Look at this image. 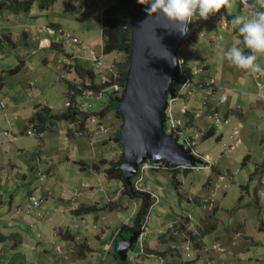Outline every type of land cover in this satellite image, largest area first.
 <instances>
[{
  "label": "rangeland",
  "instance_id": "rangeland-1",
  "mask_svg": "<svg viewBox=\"0 0 264 264\" xmlns=\"http://www.w3.org/2000/svg\"><path fill=\"white\" fill-rule=\"evenodd\" d=\"M109 2L112 3V0H54L49 8L41 10L37 1H34L28 12H1L0 77H3L1 81H5V87L0 91V101L5 103L3 110L0 105L2 129L9 132L14 125L16 128L22 126L33 113V106L39 102L47 103L52 113L65 110V104L70 100V92L60 75H65L71 82L80 83L73 72L64 70L62 62L64 59L66 62L71 59L65 53L70 56L77 55L79 63L84 67L93 65L92 59L95 58L93 67L97 74L108 78L116 75L115 63L124 60L125 53H102L101 11ZM232 4V16L249 19L254 11L248 5L249 2L242 4L243 11H240L237 0H232ZM219 14L220 19L222 16H229L227 9H222ZM210 17L208 20L198 19L201 25L193 36L195 41L189 42L190 45L184 50L192 70L193 86L195 90H201L202 82L209 77L216 78L222 86L214 97L219 100L224 92L223 88L230 89L228 85L243 76L246 82H243V87H237V96L232 97L227 93V99L219 102L218 109L222 114L226 109H235L238 106L243 108L244 115L248 118L244 120L245 124L241 123L242 119L239 120L235 128L229 127L230 125L221 127L226 123L221 116L217 121L214 120V125L217 124L219 128L216 134L218 139L215 136L203 139V135H199L200 141H196L195 151L200 154L194 157L202 162L194 165V171L183 174L184 165L171 163L180 171L176 176L180 183L178 189L171 182L170 169L164 168L163 163L156 161L155 167L147 168L145 173L142 170L141 178L133 188L144 191L140 184L148 178L155 191H145L149 193L150 200L154 199L156 202L158 199V204L151 207V203V208H148L141 221L140 230L136 229L132 235L129 229L123 230V235L128 237L124 239L131 237L129 255L132 260L139 258V252L145 253V247H150L161 256H167L166 264L180 261L186 264H205L206 261L210 264H264V179L263 182L258 179L255 188L253 182L249 194H241L240 190L250 174L254 175L257 165L264 162V103L248 96L239 101L244 90L260 89L259 85L264 84V76L250 81L249 75L241 70L237 72L234 67L229 66L222 58V50H227L234 44L244 50L243 44L239 43L241 38L238 31L236 33L233 28H227L225 23L217 24ZM26 19H29V24L35 25L28 27ZM50 22L59 23L63 31L75 35L79 46L65 43L67 40L65 41L63 35L50 31L44 25ZM210 22L214 23L213 30L202 32L204 30L201 28ZM52 41L62 42L63 51L50 49ZM43 58L48 62L44 63ZM203 62L210 64L211 69L208 72L203 70ZM257 62L264 67V56L258 57ZM19 64L20 69L12 73L11 69ZM224 64L231 71L229 78H226L224 72H220ZM250 95L254 97L253 91ZM81 96V99L76 100L84 104L78 111L86 107L84 97L93 96L97 107L102 106L103 101L106 102V99H97L98 95L94 93L90 95L83 91ZM12 98L18 100L15 101L17 104L12 103ZM202 98L196 97L195 101L201 102ZM248 100L252 103L249 104ZM255 101L261 103L262 107H254ZM176 105L188 108L187 99L182 92L168 97V118ZM90 111L91 109H86L85 125L81 132L74 131L73 138H66L64 121H60L55 129L44 132V143L35 136L28 137L30 140L36 139V142L33 143L31 152L20 155L19 172L32 177L28 165H31L32 159H38L39 166L47 172L48 177L53 178L56 186L51 189L53 195L45 205L41 203L38 208L40 211L45 208L42 220L32 218L31 213L34 210L29 214L22 211L25 202L12 208L11 214H23L29 224L22 232V244L20 243L18 250L8 247L13 240H17L15 238L0 243V264H110V257L106 255L109 238L122 225H133V216L139 201L129 199L122 193V184L107 179L103 172L93 167L95 163L98 168L104 165L105 162L100 159L102 157L114 162L122 154L114 142L115 130L121 123L120 117L111 111L102 115ZM96 116L100 117L101 122ZM184 117L185 114H182V118L177 117V124L172 128L177 129V132L179 130L181 135L176 141L188 149L185 142L192 147L194 139L186 132L190 128L187 123L185 125ZM92 123L98 125L94 126ZM75 127H79V124H75ZM221 131L223 134H220ZM1 134L6 135L0 137L3 143L7 140L4 139L7 138V133L2 131ZM203 148H206L209 157L204 156ZM101 152L104 153L102 157L99 156ZM74 160H82L88 166L81 170L80 164L74 163ZM0 161H4L1 156ZM170 162L167 160V163ZM83 177L87 179L84 183ZM258 178L262 179L261 172ZM1 185L2 183L0 193L3 191ZM63 187L65 198L73 200L66 206L65 211L60 207L61 201L57 197ZM51 190L49 189L50 192ZM87 202L98 205L112 203L114 208L102 210L96 220L93 213L85 214L83 220L81 217L71 219L70 212L79 204ZM12 217L10 212L7 217L0 213V231H13L10 226ZM181 219L185 220L184 227L180 226ZM51 221H54V227L44 223ZM59 221L62 223L56 225ZM73 222L76 223L74 226ZM6 223L10 228L3 226ZM68 224L73 233L81 232L78 240L81 242L78 243L85 242L92 249L85 257L76 258V250L72 248L71 241H64L58 236V231ZM206 228L211 230L205 232ZM40 230H45L44 233L47 234L52 232V238L44 237ZM136 231L138 234H135ZM37 233L40 234L38 237ZM216 236H221V241H217L214 238ZM85 238L87 241H84ZM202 245L207 246V252ZM146 256V259L149 258V254ZM144 263L156 264V260L152 258L144 260Z\"/></svg>",
  "mask_w": 264,
  "mask_h": 264
},
{
  "label": "trees",
  "instance_id": "trees-1",
  "mask_svg": "<svg viewBox=\"0 0 264 264\" xmlns=\"http://www.w3.org/2000/svg\"><path fill=\"white\" fill-rule=\"evenodd\" d=\"M34 1H37L38 6L41 10H45L50 7V5L53 4L54 0H0V14L1 12L5 10L12 11L13 13H18V12H28L30 10V7L32 6V3ZM241 3L240 0H237ZM249 5H251L254 2V0H248ZM242 4V3H241ZM149 5H141L138 3V0H112V3L108 4L105 6L102 11H101V38H102V53L103 54H108L113 51L117 52H122L125 53V59L119 62H116L115 69L117 70L116 72V77L113 78L111 75L109 79H106L104 82H101L100 76L95 72L94 65H90L89 67H84L81 63H79V58L77 55L70 56L68 53H65V55L68 57H71V59H67V62L64 61L63 63V68L67 72H73L75 78H78L80 80V83L76 82H71L65 75H60V79L65 80L66 82V89L68 92H70V100L69 105L65 104V110L60 112V113H52L51 107L48 106L47 103L42 104L38 103L33 106V113L31 114L27 125L23 127L21 130V133H18L14 131V127H11L9 132H7L6 129L0 128V133L4 131L7 133V138L11 139H16L17 136L24 135V136H35L38 139L41 138L42 133L48 130H53L56 127L59 126L60 121H64V127L66 129V138H73L74 137V131L81 132L82 126L85 125V117L87 112L86 109H91L90 112H93L94 114L97 115H102L108 112H115V107L117 106V101L122 98V90L125 82V75L128 67V62H127V57H128V51L130 49V33L128 28L125 26L126 22H131L135 19L137 14L141 13L142 11H145V8L148 7ZM219 13H216L210 19H214L217 24L225 23L228 27L232 26L230 21L232 19V15L229 16H222L221 19L219 18ZM200 22L198 19H194L192 23V29L188 31V33L183 36L182 41L179 43L177 49H176V54L178 57V65L176 66L174 75L178 77V80L173 82V87L176 93L182 92L183 95H185L186 99L188 98L189 91L192 90L193 86V74L192 70H190V67L188 66L187 62V55H185L184 50H186V46L190 45L189 42L195 41L193 39V36L197 33V30L199 29ZM47 27H49L50 30L57 31L61 35H63L64 29L60 26L59 23L57 22H50L47 24ZM63 29V30H62ZM201 30H204L202 27ZM233 31L237 33V30L233 28ZM201 32V31H200ZM202 32H205L202 31ZM67 33V32H66ZM71 36L75 35L69 34ZM65 37V35H63ZM239 36V33H238ZM65 37V41H66ZM239 38L242 39V37L239 36ZM65 43H74L77 46H79L78 42H73L69 40L68 42L66 41ZM76 46V47H77ZM63 43L62 42H57V41H52L50 43V49L52 50H57V51H63L62 49ZM184 47V48H183ZM183 48V49H182ZM182 49V50H181ZM193 50V49H192ZM245 53L247 54V49L244 48ZM188 54V51L186 52ZM44 63H47L48 60L46 58H43L42 60ZM20 69V64L15 67L14 69H11V72L14 73L16 70ZM3 77H0V91L4 89L5 87V81H1ZM87 81H90L88 84ZM117 83L119 85V91L114 89L113 84ZM185 83H188V87L185 88L184 90H180L182 85H185ZM201 88H205L207 90L209 89H215L217 86L214 84V80L210 78L208 81L204 83V85L200 86ZM86 89H90L95 95L97 93L101 94L97 99H106V102H102V106L97 107V102L95 101L96 99L93 96H89L87 98H83V102L86 103V107L78 111L79 106H81L82 102L76 99H81L83 95V91ZM209 92V91H207ZM1 93V92H0ZM104 93H109L110 96L107 98L104 96ZM193 93V92H191ZM225 93V92H224ZM227 94V93H225ZM78 96V97H77ZM227 97L224 99L226 100ZM177 103L178 101L175 100ZM5 104V103H4ZM3 102L0 101L1 109L3 110ZM183 108L182 105H176L172 109V113L170 114V118L175 122L178 118H182V114H185V117L183 119L186 120V123L188 126H192L193 124V119H194V111H190L189 108L186 109V112H183L181 110ZM6 110V109H5ZM215 108L213 109V113L215 112ZM228 113V112H227ZM225 113V115H227ZM115 114H117L115 112ZM118 116V115H117ZM99 122H101L100 117L96 116ZM170 119L166 121L167 125L169 126ZM75 124H79V127H75ZM94 126H97L98 124L92 123ZM16 128V127H15ZM100 129V127H98ZM166 129V126L164 127ZM215 126L211 125L209 126L203 135V139H206L211 136H215ZM31 131V133H29ZM118 134L119 130L118 128L115 130V135H114V142L115 145L118 147V149L121 150L122 152V147L119 144L118 140ZM0 137H6L5 134H1ZM215 138L218 139V135L215 136ZM193 148H195V145H193ZM78 155V153H77ZM102 155L99 156H103ZM33 158V157H32ZM102 161H104V165L99 166V168L96 166V163L93 165L95 170L101 171L105 174V177L109 180H116L117 184H122L123 191L122 193L127 196L129 199L133 201H139L138 202V208L136 209V212L133 216V221H132V226L129 225H122L119 230H116L114 234L109 238L108 243L112 247L111 253L113 254V257L116 259V243L115 241H118L119 238H128L123 235V230L129 229L132 232H134L136 229L140 230V225L143 217L145 216L148 208H151L152 206L158 204V199L156 202H154V199L150 200L149 193L145 190H150L152 186L148 182V178L144 179L141 184V187L145 189L144 191L142 190H136L133 188V190H130V186L127 183L126 178L124 177L121 168L119 167L121 164L122 160V154L120 153L119 158L117 161H110L106 160L104 157L100 158ZM6 160V159H5ZM150 160V159H149ZM151 161V160H150ZM74 163L80 164V169L85 170L88 164H86L82 160H74ZM153 162V161H152ZM159 162L163 163L165 166L164 168L170 169V177H171V182L175 183L174 188L178 189L179 188V181L176 178L177 174L180 172L179 169L173 167L171 163H167V160H159ZM264 163V162H263ZM262 163V164H263ZM261 164V165H262ZM258 166L256 167L255 172L253 173L254 175L250 174L249 179L245 184H242L240 186L241 194H249L250 187L254 180H260L261 178H258L259 172H261V176L264 175V166ZM92 166V165H90ZM28 168L31 170L32 177H28V182H32V187L26 191L22 192V195L20 198L24 197V202L25 201H31L32 199H35V197L45 205L47 199H49L52 196V193L49 191V188L46 187V182L48 181L47 179L49 178L47 172L43 170L39 164H38V159L33 160L31 165H28ZM175 170V171H172ZM192 171V168H185L183 169L182 173L187 174ZM136 174V173H135ZM134 174V175H135ZM133 175V176H134ZM132 176V177H133ZM173 176V177H172ZM48 177V178H47ZM131 177V179H132ZM257 185V182L254 185ZM24 188V187H23ZM37 189H40L41 191L39 192ZM154 190V189H151ZM155 191V190H154ZM157 198V197H156ZM151 203L153 205H151ZM151 205V207H150ZM18 205L14 206L13 208H16ZM114 208V204L112 203H105V205H98L96 203H88V204H80L79 206H76L70 213L71 219H74L77 217L79 219L83 220V217L87 213H93L95 220L101 215V211L105 210H110ZM45 209V208H44ZM44 209L41 211V216L42 218H39V220H42L44 217ZM13 215V214H12ZM84 222H82L83 224ZM181 224V227H184L185 220L181 219L179 221ZM76 223L73 222V226ZM260 229H263L260 227ZM211 229L206 228L205 232L210 231ZM81 235L80 231H77L76 233H73L70 228L69 224L65 226L63 230L58 231V236L63 239L64 241L70 240L72 243V248H74V251L76 250V253H74L76 258H80V256L85 257L87 255V252L91 251L92 249L87 246L85 242L78 243L81 241L79 240V236ZM130 235V236H131ZM17 240H13V239ZM13 240L11 246L12 248H15L17 245H19L22 241L21 234L18 232H3L0 231V243L2 242H7V241ZM87 241V239L85 238ZM84 240V241H85ZM131 249L129 248L126 252V260L125 264H147L144 263L145 258L147 257L146 255L148 254H158L155 251H153L152 248L145 247V253H140L139 252V258H135L134 260L130 259L129 252ZM137 255V254H136ZM161 254H158V256ZM150 256V255H149ZM118 261V260H117ZM119 263V261H118ZM185 262L181 263L184 264ZM117 264V263H116ZM165 264V261L164 263Z\"/></svg>",
  "mask_w": 264,
  "mask_h": 264
},
{
  "label": "water",
  "instance_id": "water-1",
  "mask_svg": "<svg viewBox=\"0 0 264 264\" xmlns=\"http://www.w3.org/2000/svg\"><path fill=\"white\" fill-rule=\"evenodd\" d=\"M125 26L130 33L128 67L122 98L117 101L115 112L121 121L118 128L122 147L119 167L130 184L138 165L146 159L153 162L163 159L185 166L198 164L201 160L164 128L168 120V97L174 96L172 84L178 80L174 72L178 60L176 49L184 36L177 32L181 26L172 24L163 15L149 18L145 11ZM104 96L109 98L110 94L104 93ZM115 243L116 259L119 264H125L131 237Z\"/></svg>",
  "mask_w": 264,
  "mask_h": 264
},
{
  "label": "crops",
  "instance_id": "crops-1",
  "mask_svg": "<svg viewBox=\"0 0 264 264\" xmlns=\"http://www.w3.org/2000/svg\"><path fill=\"white\" fill-rule=\"evenodd\" d=\"M110 3L111 2L107 3L106 5H108ZM238 5H239L240 11H243L244 10V6H243L244 4L242 5L238 1ZM252 10H254V9H252ZM25 23L28 25V27H30L32 25H35V24H29V19H26ZM213 24H214L213 22L205 24L204 25V30L206 32L213 30V26H214ZM44 25H47V24H44ZM44 25H42V26H44ZM230 27L233 28L232 26H229L227 28H230ZM188 46H186L185 48H188ZM202 65H203V70L206 71V72H208L211 69V66H210V64L208 62H203ZM188 66H189V64H188ZM190 70H191V67H190ZM235 70L237 72H239L238 69L235 68ZM194 72H196L197 75H198V71L195 70ZM220 72H224L226 78H229V76L231 74V71L228 69L227 64H224L222 66ZM258 77H259V74H257V77H253V76L249 75L250 81H252V79L255 81V80H257ZM210 78H212L214 80V84L217 86V88L209 89V90H207L205 88H201V90H198L196 88V90H195L194 86H192L193 88H192L191 92H193V93H189L188 98H187V104H188L187 107L189 109H191L192 111H194V119H193L192 126H189L190 130L187 129L186 132L188 134L192 135V137H194V139L197 140V141H200L199 135L203 134L204 131L209 126H211V125L214 126V118L215 117L219 118V116H221V119H225L226 120V123H224L221 127H224L225 125H227V126L230 125L229 127H233V128L236 127V125L238 124L239 120L242 119L241 123L245 124L244 120L246 118H248V116L244 115L243 108L238 107V106L235 109H226V111L223 112L222 114L219 112L218 104L222 100V98H220L219 100H215L214 97H215L217 91L222 88V86H221V84L218 83L216 78L209 77L207 79L209 80ZM208 80H206V81H208ZM205 82H202L201 85H204ZM243 82H246L244 77L243 76L238 77V80L236 82H232L231 84L228 85L230 87V89H227L226 87L223 88L224 92L230 94L232 97L237 96V93H239L237 91V87H243L244 86ZM255 85H256V83H255ZM262 85H264V84H262ZM207 91H209V92H207ZM251 91H253L254 97H253V95H250ZM259 93H260V89H258V88H257V90H252V89L244 90V92L241 93V96H239V101L243 100L244 96H248L251 99H256V101L264 103V95H260ZM196 97H200V98L203 97L202 101L201 102H196L195 101ZM225 97H228L227 94H225ZM15 101H18V100H16V98H12V103L13 104H17ZM256 101L254 102L255 103L254 107H262V104L261 103H256ZM248 103L251 104L252 101L248 100ZM15 107H13V108H15ZM214 108L216 110L213 113L210 110H212ZM225 113H227V116L225 115ZM15 114H16V111H15ZM235 116H238V117H235ZM29 118L30 117H28L27 120L24 122V124L22 126L18 127V128H15V125L12 126V127H14L13 128L14 131H16L18 133H21V130L23 129L25 124L28 122ZM215 129H216L215 130V136H216V134H218L217 132H218L219 128L215 127ZM43 134L44 133H42L40 140H43V143H44L46 139H43V136H44ZM65 134H66V132H65ZM220 134H223V132L221 131ZM28 137L29 136H24V135L20 134V136H17L16 139L4 138V139H7V140L4 141L3 143L1 141L3 139L0 140V156L2 158H4V161H0V183H2L1 188L3 189V191L0 193V213L4 217H7L9 212H10V215H12L11 214L12 208L14 206L19 205V204L24 202V197L20 198V196L22 195V192L26 191V190H28V189H30L32 187V182L31 181H30V183L28 182L27 175L26 174H21L19 172V169L21 167V164L19 162L20 155L21 154H28L29 152H31L32 151V149H31L32 145H33V143L36 142V139L30 140V138H28ZM203 149L205 150L204 156H208L209 157V154H208L206 148H203ZM102 153L103 152H101L100 155H102ZM70 158L73 159V156H71ZM83 179H84V181H83V183H84L87 179H86V177H83ZM263 179H264V175L262 176V179H260V180L263 182ZM47 180H48L46 182V187L47 188H49L51 190L52 188H54L56 186L55 185L56 182L53 180V178L51 176ZM257 181L258 180H254V185H255V183ZM63 189H64V187L61 188V190L59 192V195L57 197L61 201L60 207H62L64 209V211H65L66 206L70 205L73 200L69 199L67 197L65 198L66 193L63 191ZM151 189H154V187H152ZM262 189H264V187ZM37 190L39 192L41 191L40 189H37ZM51 192H52V190H51ZM52 195H53V192H52ZM64 198H65V200H64ZM47 201H48V199H47ZM88 203L89 202H87L85 204H88ZM16 215L17 214L12 215L13 217L11 219L10 226H11L13 231H11V232H18V233L21 234V237H22V232L25 231V228H27V225L29 224V222L25 219V216L23 214L17 215V216ZM44 223L45 224H51L52 227H54L53 226L54 225V221L44 222ZM61 223L62 222L59 221L58 224H56V225H60ZM3 226L6 227V228H10L9 226H7V223L5 225H3ZM40 231L41 232L43 231L42 233H43L44 237H46L48 239L52 238V232L50 234H47V233H44L45 230H40ZM157 231L160 232L161 230H157ZM39 235H40L39 233L36 234L37 237ZM214 238L217 241H221V236H216ZM21 244L17 245L15 248H12L11 245H8V247H9V249L18 250V248H19V246ZM55 244H56V242H55ZM202 246H204L205 251L207 252V250H206L207 246L206 245H202ZM111 250H112V247L109 244V247H108V249L106 251V255H107V257H110L109 258V263L110 264L111 263L112 264H116L117 260L113 257V254L111 253ZM149 255H150L149 258H147V259L145 258V260H150V259L153 258V259L156 260V264L158 263V257H163L161 255L158 256V254H149ZM163 259H164L165 264H166L168 262L167 261V256L163 257ZM211 261H212V258H211ZM181 263H183V261H180L178 263H173V264H181ZM184 264H186V263H184ZM205 264H210V263L208 261H206Z\"/></svg>",
  "mask_w": 264,
  "mask_h": 264
},
{
  "label": "clouds",
  "instance_id": "clouds-1",
  "mask_svg": "<svg viewBox=\"0 0 264 264\" xmlns=\"http://www.w3.org/2000/svg\"><path fill=\"white\" fill-rule=\"evenodd\" d=\"M138 3L149 5L145 8L149 18L163 15L172 24L181 26L177 32L184 34V36L192 29L194 19L208 20L211 15L219 13L222 9H227L229 15H231L233 6L232 0H138ZM252 8L254 11L249 19H244L237 15L233 16L230 21L232 27L242 37L239 43H242L244 48L248 50L247 54L242 48L234 44L227 50H222V58L228 62L230 67L241 70L247 75L257 77V74L264 76V67L257 62L258 57L264 56V10H261L264 9V0H254ZM259 87V94L264 95V85H259ZM174 93H176L175 90ZM189 110L192 111L191 109ZM218 119L217 117L214 118L216 121ZM214 126L218 128L217 124ZM188 135L194 139L192 135ZM194 141L195 145L197 140L194 139ZM193 149L195 150V148ZM186 150L193 156L200 154L198 151L193 153L190 149ZM184 167L195 168L194 165H184ZM162 263H164L163 257H158L157 264Z\"/></svg>",
  "mask_w": 264,
  "mask_h": 264
},
{
  "label": "built area",
  "instance_id": "built-area-1",
  "mask_svg": "<svg viewBox=\"0 0 264 264\" xmlns=\"http://www.w3.org/2000/svg\"><path fill=\"white\" fill-rule=\"evenodd\" d=\"M241 1V3L242 4H247L248 3V0H240ZM50 30V29H49ZM51 31V30H50ZM63 35H65V37H67L66 38V40L67 41H69V40H71L72 41V39H73V41L74 42H77V40H76V38L74 37V36H71V35H69V33H66V32H63ZM95 58H93L92 59V62H93V65L95 66ZM178 62H180V61H178ZM99 76H100V78H101V82H104L106 79H109L108 77H106V76H104V75H102V74H98ZM116 77V75H113V78H115ZM88 82V84L90 83V81H87L86 80V83ZM188 83H185V85H182V87H181V89L180 90H184L185 88H187L188 87ZM113 86H114V89L115 90H118V88H119V85L117 84V83H114L113 84ZM84 92H86V93H88V94H90V95H92L93 94V92L90 90V89H86V90H84ZM102 92V91H101ZM101 92L100 93H97L96 95H98V97H99V95L101 94ZM103 93V92H102ZM226 97H225V94L222 96V99L224 100ZM82 104H84V103H82ZM82 104H81V106H82ZM86 104V103H85ZM66 105H69V101H67L66 102ZM81 106H79V109L81 108ZM181 110L183 111V112H186V108L185 107H183V108H181ZM172 113V111L170 112V114ZM169 119H170V122H169V126L167 125V123L165 124V126H166V131L168 132V133H170L174 138H179L181 135H180V132H179V130H178V132H177V129H174V128H172V127H174L176 124H177V120L174 122L170 117H169ZM29 133H31V131L29 132ZM194 143H195V141H193ZM187 145V146H186ZM185 146L188 148V149H191V151L193 152V153H196L195 152V150L193 149V146L191 147L189 144H187V142H185ZM156 165H155V163L153 162L152 164H147L145 167H143V168H151V167H155ZM142 168V169H143ZM39 207H41V202L35 197V199H32L31 201H25V203H24V205H23V207H22V211L24 212V213H26V214H29L32 210H34V212L33 213H31V216H32V218H34V219H39V218H41V211L40 210H38V208ZM175 232H177V231H175Z\"/></svg>",
  "mask_w": 264,
  "mask_h": 264
},
{
  "label": "flooded vegetation",
  "instance_id": "flooded-vegetation-1",
  "mask_svg": "<svg viewBox=\"0 0 264 264\" xmlns=\"http://www.w3.org/2000/svg\"><path fill=\"white\" fill-rule=\"evenodd\" d=\"M108 98V97H107ZM153 162L152 161H150L149 159H147V160H145V161H143L142 163H140L139 165H138V168H137V170H136V174L132 177V179H131V183L130 184H128L130 187L129 188H133L134 187V185H135V183L136 182H138L139 180H140V178H141V174H142V170L144 169V173L147 171L146 170V168H143V167H145L147 164H152ZM143 168V169H142ZM117 260V259H116ZM117 264H119L118 263V261L116 262Z\"/></svg>",
  "mask_w": 264,
  "mask_h": 264
}]
</instances>
